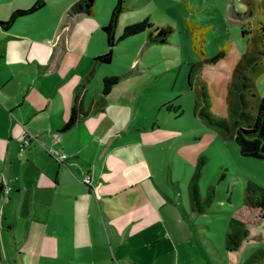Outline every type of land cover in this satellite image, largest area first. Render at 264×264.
Returning <instances> with one entry per match:
<instances>
[{"label": "crops", "instance_id": "crops-1", "mask_svg": "<svg viewBox=\"0 0 264 264\" xmlns=\"http://www.w3.org/2000/svg\"><path fill=\"white\" fill-rule=\"evenodd\" d=\"M34 14L9 30L0 27V184L12 188L9 196L0 192V264H143L122 248L145 223L158 221L157 208L166 202L163 194L157 200L160 190L150 181L145 151L158 139L138 127V94L125 84L129 75L103 96V79L116 76L108 70L113 62L95 63L107 42L103 51H90L85 63L71 32L61 39L60 29L45 33L21 24ZM126 25L118 33L119 22L117 36ZM74 106L83 116L63 131ZM159 128L152 124L150 131ZM28 136L68 160L58 163L35 142L20 152ZM85 173L91 185L82 183ZM263 234H251L229 252L264 242ZM260 248L252 244L238 261L219 264H248Z\"/></svg>", "mask_w": 264, "mask_h": 264}, {"label": "rangeland", "instance_id": "rangeland-1", "mask_svg": "<svg viewBox=\"0 0 264 264\" xmlns=\"http://www.w3.org/2000/svg\"><path fill=\"white\" fill-rule=\"evenodd\" d=\"M36 1L0 0V15L12 9H26ZM44 1L46 8L21 23L25 28L32 25L45 33L60 29L61 39L71 32L85 63L90 51L106 48L102 27L109 21L117 0H97L94 16L81 15L78 19L69 15L70 7L78 0ZM125 1L128 10L121 16L118 33L123 25L146 18L154 26H170L173 32L166 44H148V32L122 41L108 67L119 78L129 75L125 84L138 94V127L148 129L145 136L158 139L152 151H145L151 156L150 181L160 190L157 200L163 194L166 201L157 208L158 221L145 223L122 249L132 261L140 259L143 264L238 261L249 253L252 244L264 245L252 241L242 251L230 253L226 241L232 218L246 220L252 235L264 233V221L245 205L247 180L264 188V160L242 156L234 140L207 126L193 110L201 79L208 86L212 113L228 117L229 82L249 44L250 36L243 35V30L252 27L253 21H264V15L246 16V0ZM253 4L256 7L257 0ZM191 24L204 32L195 33ZM194 34L208 58L223 49L227 50L225 57L216 63L204 62L195 47ZM194 64L198 65L190 80ZM256 82L259 94L264 96V73ZM152 124L160 128L152 132ZM200 158L204 161L199 179L202 197H207L210 188H214L213 201L201 214L192 210L189 196V185ZM144 186L145 182L141 184ZM142 193L138 190V204Z\"/></svg>", "mask_w": 264, "mask_h": 264}, {"label": "trees", "instance_id": "trees-1", "mask_svg": "<svg viewBox=\"0 0 264 264\" xmlns=\"http://www.w3.org/2000/svg\"><path fill=\"white\" fill-rule=\"evenodd\" d=\"M97 0H78L69 11L70 16L85 14L94 15V5ZM248 11L246 16L253 18L255 15H264V3L257 0H246ZM125 0H117L111 12L108 23L102 30L106 35L107 51L95 58L96 65H109L113 62L115 48L121 42L143 32H148V44H166L173 29L168 27L154 26L149 19H144L126 25L121 35L117 36L120 17L126 11ZM46 6L44 0H37L34 5L26 9L14 10L8 19L0 21V27L9 30L15 22L22 17L29 16L43 9ZM264 17V16H263ZM253 21V20H252ZM252 27L243 30V35H249L248 48L240 57L232 74L228 86L227 105L228 117L221 118L212 113L210 107V96L207 83L201 79L198 81L196 101L193 113L210 128L217 131L224 138L234 140L240 147V153L245 157H252L264 160V96H261L257 89L256 78L264 73V21L252 22ZM195 33L204 32L203 28L191 24ZM194 43L197 51L202 54L203 61L216 63L224 58L227 50H221L217 55L208 58L201 48L197 36L194 34ZM198 64H194L190 70V80L195 73ZM202 67V66H201ZM197 74L200 70L196 71ZM91 75V74H90ZM118 76H108L102 81V94L107 96L112 89L120 82ZM83 116L80 108L74 106L68 121L63 125L62 130L71 129ZM204 161L200 158L195 174L189 185V196L191 208L197 213H205L213 201L214 188L211 187L207 197L203 198L199 189V179L202 175ZM246 208L255 212L260 221H264V188L252 180H247L245 185ZM242 214V213H241ZM250 228L246 220L232 218L230 231L227 234V249L236 251L242 244L250 239ZM264 261V248L254 251L246 260V263H258Z\"/></svg>", "mask_w": 264, "mask_h": 264}, {"label": "built area", "instance_id": "built-area-1", "mask_svg": "<svg viewBox=\"0 0 264 264\" xmlns=\"http://www.w3.org/2000/svg\"><path fill=\"white\" fill-rule=\"evenodd\" d=\"M33 142L38 143L41 145L47 153L53 157L58 163L64 164L68 160V155L64 153H56L55 151L51 149H47L44 144L40 143L36 138L28 136L23 138L19 143V150L20 152H23L26 150L28 146H30ZM82 183L85 185H91L92 183V176L89 173H85L82 177ZM0 192L3 193L5 196H9L12 192V188L10 186H3L0 184Z\"/></svg>", "mask_w": 264, "mask_h": 264}]
</instances>
